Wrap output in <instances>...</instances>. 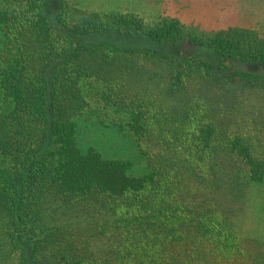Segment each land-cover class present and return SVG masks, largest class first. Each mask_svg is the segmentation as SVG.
<instances>
[{
    "label": "trees",
    "instance_id": "1",
    "mask_svg": "<svg viewBox=\"0 0 264 264\" xmlns=\"http://www.w3.org/2000/svg\"><path fill=\"white\" fill-rule=\"evenodd\" d=\"M19 1L0 0V25L14 28L20 42L4 76L15 107L0 115L11 144L2 146L15 149L20 165L17 177L0 186V264H264L260 243L244 244L233 222L244 188L264 180V156L250 138L221 127L205 92L211 81L264 88V38L242 27L206 36L177 18L146 28L130 12L76 9L64 10L58 28L38 0ZM105 30L206 45L219 56L218 71L199 53L175 58L133 50L126 57L142 68L150 61L152 77L163 78L143 93L115 78L104 95L129 112L126 126L151 168L144 175L130 173V159L78 144L73 115L86 105L80 80L97 74L108 80L118 52L84 36ZM98 54L97 64L89 55ZM157 146L163 147L150 150ZM42 195L40 235L55 237L50 262L40 261L23 236L24 198ZM53 199L65 212L61 224L46 218ZM70 210L79 216L66 218Z\"/></svg>",
    "mask_w": 264,
    "mask_h": 264
},
{
    "label": "rangeland",
    "instance_id": "2",
    "mask_svg": "<svg viewBox=\"0 0 264 264\" xmlns=\"http://www.w3.org/2000/svg\"><path fill=\"white\" fill-rule=\"evenodd\" d=\"M19 3L23 5L24 1L20 0ZM38 3V9L46 13L49 21L58 28L62 24L61 19L66 17L64 10L76 9L102 13L130 12L139 16L146 28L156 26L168 18H177L188 30L206 36L222 29L242 27L255 30L260 38H264V0H38ZM84 37L86 41L109 43L118 52L115 53L116 59H111V63H108V80L100 74L85 75L80 80L79 86L86 105L73 115L77 122L78 144L83 151L94 146L104 156L130 159L133 162L130 173L133 175L149 173L151 168L148 159L141 152L136 136L126 126L130 118L129 112L105 99L104 95L114 88L115 78L125 81L129 87L142 93L153 82L154 88L160 87L163 78L161 75L152 77L150 61L146 68H142L139 63H128L126 57L135 56L133 50L174 53L177 55L175 58L199 53L211 61L218 71L219 56L210 46H195L177 41L159 44L145 34L132 36L105 30ZM19 45L14 28L0 25V115H6L15 107L14 98L7 93L4 76L19 54ZM89 57L95 59L97 64L101 62L99 54ZM162 65L165 64L157 67ZM206 84L205 92L214 103L215 115L221 127L226 128L230 134L240 132L250 138L259 153H262L261 156H264V88L228 81H211ZM4 136L0 117V186H6L20 171L15 149L12 153L9 149L6 150V146H2V143L11 145ZM162 147L157 146L150 150L157 152ZM24 199L22 212L26 227L24 226L23 236L35 249L40 261L50 262L54 257L51 247L55 237L50 235L44 239L40 235L43 228L44 195ZM224 200H227V194L224 195ZM233 206L238 208L233 215L235 234L244 240V244L260 243L264 250V180L248 184ZM61 207L62 203L57 199H53L49 205L47 203L46 218L50 216V222L61 224L65 217ZM91 214L95 215L93 212ZM68 216L76 218L79 215L70 210L66 213V218Z\"/></svg>",
    "mask_w": 264,
    "mask_h": 264
}]
</instances>
